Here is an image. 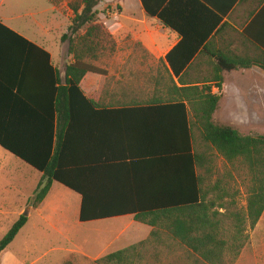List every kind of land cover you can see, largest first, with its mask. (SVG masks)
<instances>
[{
    "label": "crops",
    "instance_id": "0c3cea01",
    "mask_svg": "<svg viewBox=\"0 0 264 264\" xmlns=\"http://www.w3.org/2000/svg\"><path fill=\"white\" fill-rule=\"evenodd\" d=\"M33 1L28 0V33L16 23L18 16L2 11L1 0L0 22L48 52L52 65L60 72L62 85H65L62 75L72 62L68 53L69 43L62 41V55L56 58L44 38L54 31L68 34L74 12L68 8L67 2L55 7L48 0L51 7L41 4L42 10L35 11L31 5ZM198 1L214 14L205 9L200 13L187 9L194 0H175V6L179 4L180 9L171 13L178 26L198 37L196 42L208 37L180 76L174 75L166 57L182 42L181 34L157 17L148 16L141 0V13L124 15L117 0L114 5L118 12L108 8L105 11L106 22L99 14L116 40L118 51L113 59L96 63L101 73H88L81 82L84 95L95 98L101 108H86L76 113L79 120L74 125L69 155L75 163L79 162L78 157L83 152L82 162L85 164H72L71 172L86 188L92 210L135 212L162 209L157 208L162 205H154L181 194L192 179L190 155H193L196 144L187 135L183 110L177 107L181 99L171 92L170 85L214 84L219 76V64L225 60L236 55L251 58L263 54L264 0ZM42 15L51 17L49 26L41 25L38 19ZM217 16L222 18L219 24ZM0 55V75H3L0 83V129H5L16 144L25 147L43 145L47 142L50 126L36 124L28 118L44 114L49 117L51 114L52 81L49 77L40 76L42 69L34 59L30 62L28 59L18 60L11 51ZM222 76V99L214 121L243 135H264V72L254 67L225 71ZM43 78L48 80L43 81ZM43 86H47L49 91L46 92ZM217 92L213 87V94ZM191 114L188 108V125ZM39 133L42 136H36ZM28 166L0 146V223L11 217L16 222L24 213L30 217L33 211H38L54 227H66L71 220L80 223L82 196L65 186L66 190L80 196L75 206L66 198L57 197L48 202L50 191L41 205L33 208L31 201L37 189L28 198ZM43 206L47 215L42 213ZM220 212L225 213V210ZM129 218L128 226L118 233V237H122L126 228L135 227L133 223H138L134 215L97 221ZM141 225L145 226L146 240L153 228ZM248 235L247 248L252 260L255 264H264V214L254 228H249ZM163 239L173 238L164 234Z\"/></svg>",
    "mask_w": 264,
    "mask_h": 264
},
{
    "label": "trees",
    "instance_id": "16d2710c",
    "mask_svg": "<svg viewBox=\"0 0 264 264\" xmlns=\"http://www.w3.org/2000/svg\"><path fill=\"white\" fill-rule=\"evenodd\" d=\"M48 1L55 7L67 2L68 8L74 12L69 32L62 37L63 42L69 43L68 53L72 58L65 69V85H62L60 72L52 65L48 52L0 22V54L11 51L18 60L28 59L30 62L34 59L42 69L40 76L49 77L52 81L51 114L49 117L44 114L28 118L36 124L50 126L47 142L25 147L14 143L10 134L0 129V146L43 175L31 201L33 208L41 205L53 183L57 182L82 196V223L134 215L136 222L153 228L148 239L90 260L92 264H236L248 246L249 228H254L264 214V135H243L229 126L216 123L214 114L222 99V73L254 67L264 72V52L256 57L236 55L225 60L219 64V76L214 84L170 85L171 92L181 99L177 107L183 110L187 135L196 144L193 155L190 153L192 179L181 194L154 205H162L157 207L162 209L135 212L92 210L86 188L71 172L72 164H85L82 162L83 152L78 157L79 162L71 161V138L74 125L79 120L76 113L86 108H101L95 98L84 95L81 82L88 73H101L96 63L113 59L118 44L96 10L103 0ZM194 1L187 9L196 13L205 9L214 14L198 0ZM168 2L141 0L148 16L157 17L181 34L182 42L166 57L174 75L180 76L208 37L196 42L198 37L187 33L171 17L173 11L180 9L179 4L175 6V0ZM221 21L219 16L217 24ZM138 46L142 48L140 44ZM2 78L0 75L1 84ZM47 80L43 78V81ZM47 86H43L46 92L49 91ZM213 87L218 90L216 94H213ZM188 108L192 113L189 125ZM220 159L225 162L223 172L218 171ZM242 196L245 197L244 205L240 204L239 197L242 199ZM222 209L225 213L220 212ZM29 218L28 213L22 214L0 241V260ZM164 234L173 239H163ZM80 259L89 260L72 255L63 264H79Z\"/></svg>",
    "mask_w": 264,
    "mask_h": 264
},
{
    "label": "rangeland",
    "instance_id": "374dc122",
    "mask_svg": "<svg viewBox=\"0 0 264 264\" xmlns=\"http://www.w3.org/2000/svg\"><path fill=\"white\" fill-rule=\"evenodd\" d=\"M1 1H3L1 5L2 11L11 12V14L18 16L19 18H16V23L22 29L27 30L26 32L28 33V0ZM115 1L117 0H104L97 7V11L103 22L107 21L105 11L108 8H113V10L118 12V8L114 5ZM119 2L124 15L137 12L141 13L142 11L139 0H119ZM41 4L48 8L51 7L46 0H34L33 3L31 2V5L34 6L33 10L39 12L42 10ZM49 17L48 15H42L38 20L41 25L49 26L51 24V17ZM38 29L40 30L41 28L39 27ZM62 37L63 33L61 31H54L44 38L47 44L51 46L53 55L56 58L62 55L60 48ZM224 169L225 162L220 159L218 161V171L223 172ZM42 176L40 172L28 166V198L34 189H37ZM49 195L48 202H51L52 199L57 197L59 199L66 198L74 206L78 203V199H80L78 194L66 190L64 186L57 183L54 184ZM239 199L241 205L246 203L244 196H242V199L239 197ZM44 206L42 213L47 215L48 212L46 210L44 211ZM73 213H75L74 210ZM13 218L11 217L10 220L1 221L0 241L15 224ZM130 221V218L123 221L111 219L88 223H78L77 221L74 222L71 220L70 225L66 227H54L38 211H33L30 215V222L27 228L15 240L16 242L14 241L15 244L7 250L1 264H24V262H28V264H63L72 255H80L86 258H88L87 256L101 258L127 248L146 238L145 226L138 223H133L135 227L126 228L124 235L118 237L119 231L128 226ZM88 259H80L79 264H92L91 261L94 260ZM252 259L249 248H247L238 264H255Z\"/></svg>",
    "mask_w": 264,
    "mask_h": 264
},
{
    "label": "water",
    "instance_id": "95a60500",
    "mask_svg": "<svg viewBox=\"0 0 264 264\" xmlns=\"http://www.w3.org/2000/svg\"><path fill=\"white\" fill-rule=\"evenodd\" d=\"M62 78H64V79H65V73L62 75ZM65 83H66V81H65Z\"/></svg>",
    "mask_w": 264,
    "mask_h": 264
}]
</instances>
